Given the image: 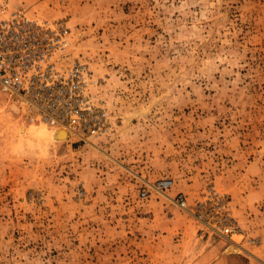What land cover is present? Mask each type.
I'll return each mask as SVG.
<instances>
[{"label":"rangeland","instance_id":"374dc122","mask_svg":"<svg viewBox=\"0 0 264 264\" xmlns=\"http://www.w3.org/2000/svg\"><path fill=\"white\" fill-rule=\"evenodd\" d=\"M16 10L69 28L107 120L58 138L0 88V264H264V0Z\"/></svg>","mask_w":264,"mask_h":264},{"label":"built area","instance_id":"2783aa9c","mask_svg":"<svg viewBox=\"0 0 264 264\" xmlns=\"http://www.w3.org/2000/svg\"><path fill=\"white\" fill-rule=\"evenodd\" d=\"M68 34L64 23L22 11L0 18V88L31 122L85 137L102 132L107 111L91 93L88 65L68 57Z\"/></svg>","mask_w":264,"mask_h":264},{"label":"bare ground","instance_id":"6f19581e","mask_svg":"<svg viewBox=\"0 0 264 264\" xmlns=\"http://www.w3.org/2000/svg\"><path fill=\"white\" fill-rule=\"evenodd\" d=\"M67 129H65V128L60 129L58 131V133H55V136L58 137V138H65L67 136V134H68V131H69V129L68 130Z\"/></svg>","mask_w":264,"mask_h":264}]
</instances>
